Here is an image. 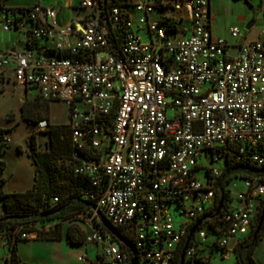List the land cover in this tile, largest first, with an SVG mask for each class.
<instances>
[{
    "label": "built area",
    "instance_id": "1",
    "mask_svg": "<svg viewBox=\"0 0 264 264\" xmlns=\"http://www.w3.org/2000/svg\"><path fill=\"white\" fill-rule=\"evenodd\" d=\"M42 1L0 3V31L19 36L2 50L0 81L67 107L73 173L89 185L82 245L96 257L78 260L180 264L199 221L183 264H212L216 250L235 256L264 204V40L238 27L232 42L214 37L210 0H80L61 24ZM233 164L237 177L223 176ZM235 179L246 189L232 205ZM31 226L0 228V264L17 237L36 235Z\"/></svg>",
    "mask_w": 264,
    "mask_h": 264
},
{
    "label": "rangeland",
    "instance_id": "2",
    "mask_svg": "<svg viewBox=\"0 0 264 264\" xmlns=\"http://www.w3.org/2000/svg\"><path fill=\"white\" fill-rule=\"evenodd\" d=\"M37 0H6V3L10 6H29ZM68 0H44L43 5L60 7L61 10L57 13L58 23H64L66 18L75 14V11L65 7ZM71 8L76 7L80 0H70ZM247 4L251 5L248 8ZM258 4L261 8H257ZM211 9V31L214 37H221L232 42L234 39L230 37V30L234 27H238L241 32V37L246 36L250 39H262L264 40V0H210ZM253 18V23L250 31L245 29L246 23ZM143 42H148V38L144 36L143 32L140 33ZM16 35L14 32H4L0 35V49L6 48V43L11 44L15 39ZM16 88H12V84H7L5 89L2 88L0 93V127L6 125L5 109L7 106L16 108L18 92L20 87L15 85ZM25 100L26 109L29 108L30 104L35 102H41L42 100L35 96L34 99L29 100L26 96L23 97ZM23 100V101H24ZM52 120L58 122L65 120L67 116V107L63 103L52 105L51 109ZM16 113L12 110L6 113L7 118L14 122L16 119ZM172 114V112H169ZM14 124V123H13ZM60 125H65L60 124ZM56 125V126H60ZM26 127L23 125L18 126L16 129L11 130L9 133H4V139L9 146L15 147V143L21 141L26 133ZM31 133L37 134L36 144L38 149L46 150L49 148V140L46 131H39L35 123L30 122ZM30 133V134H31ZM9 134V140H8ZM29 134V135H30ZM28 135V136H29ZM27 136V137H28ZM26 139V138H25ZM22 149H27L26 141L23 140L20 144ZM9 150V149H8ZM11 165L7 170V175L12 173V155L7 156ZM66 164V162H65ZM246 188L244 182L241 179H235L228 185V190L232 198V205L236 204V196L240 191H244ZM79 207L73 203L68 207L64 213L63 218L54 219L49 223L39 224L35 223L36 226L49 230L60 224L62 230V240L60 241H46L38 240L37 234L34 236L31 234L28 240L19 241L18 245V256L24 264H86L83 261L78 260L79 255H83L89 260H95V252L89 249L85 252V247L82 245L85 239L88 226L86 222L80 217ZM180 217H177L179 220ZM40 228V229H41ZM69 237L74 240H79L80 243L72 244L69 241ZM262 238V237H261ZM237 246L234 248V252H239ZM2 250H0V255ZM209 249L205 250V254L208 255ZM253 252V251H252ZM244 256L246 251L241 252ZM220 251L214 252L212 264H236L235 256L233 252L229 251V259L221 260ZM255 258L259 264H264V237L260 240L256 250Z\"/></svg>",
    "mask_w": 264,
    "mask_h": 264
},
{
    "label": "trees",
    "instance_id": "3",
    "mask_svg": "<svg viewBox=\"0 0 264 264\" xmlns=\"http://www.w3.org/2000/svg\"><path fill=\"white\" fill-rule=\"evenodd\" d=\"M0 3L5 4L2 0ZM49 104L50 102L42 100L30 104L26 109L25 102L20 107L21 118L33 123L41 120H46L49 128L46 130L49 140V148L40 150L36 144V134L31 133L26 137L27 149H22L20 145L16 146L17 151L26 152L34 168V183L31 189L24 192H4L2 189L4 178L1 177L3 170L6 167L5 161L1 158L3 153L9 146L5 142L4 133L8 129L0 128V205L4 211V215L0 217V228L11 229L21 222L31 223L33 226L27 228L28 231H35L38 240L60 241L62 240V230L60 224L49 230H45L35 223L45 224L54 219L63 218L68 207L73 203L79 207L78 212H85L89 209V205L81 199V193L88 189V182L80 176L73 173L71 162V144L69 131L66 125H50L49 123ZM8 120H10L8 118ZM66 162V164H65ZM239 165H227L223 171V176L226 172L234 173L237 177ZM51 196H57L58 201L53 205L38 212V207L42 204H47ZM54 212L51 215L43 216L46 213ZM14 216H25L23 219H13ZM41 228V229H40ZM264 222L261 225L259 232L253 239H249V247L247 250L240 243L237 246L239 252L236 254L237 264H255L251 258L254 250L261 237L264 236ZM28 240L17 237L11 244V258L7 260V264H24L21 262L17 253V244L19 241ZM72 244L80 243L79 240H74L69 237ZM235 246V247H237ZM242 251H246L243 256ZM174 264H177V260Z\"/></svg>",
    "mask_w": 264,
    "mask_h": 264
},
{
    "label": "crops",
    "instance_id": "4",
    "mask_svg": "<svg viewBox=\"0 0 264 264\" xmlns=\"http://www.w3.org/2000/svg\"><path fill=\"white\" fill-rule=\"evenodd\" d=\"M2 1L5 2V4H7L6 0H2ZM37 1H35L33 4H35ZM42 3H43V1H42ZM68 5H71L70 0L67 1L65 7L67 8ZM57 9H58V11L61 10L60 7H58ZM210 13H211V9H210ZM68 18L69 17H67L66 20ZM1 33H4V32L0 31V35H1ZM15 35H16V37L13 40V42L16 41V39L19 37L17 33H15ZM12 43L11 44L6 43V48L8 46H11ZM5 49H2V50H5ZM2 50L0 49V51H2ZM7 84H12V88H16L15 84H13L10 81L9 82L0 81V93L5 92V90L2 92L1 89L2 88L5 89V86ZM18 87H20V86H18ZM19 90H20V92H18V96H17V101H19V102L16 103L17 104L16 108H14L12 106H7L6 107V109L4 111L5 117H6V125L4 127H0V128L8 129L5 133H9L11 130L16 129L20 125L25 126L26 129H27L26 133L24 135V138L21 141L15 143V147L8 146V148L6 149V151L3 153L2 157H1L6 163V167H5V169L3 170L2 174H1V177L4 178V183H3L2 189L4 190V192H8V193L24 192L26 190L31 189L32 186H33V183H34V168H33V165L31 163L30 159L28 158V156L26 155V152L25 151L24 152L17 151L16 146L18 144H20L23 140H25V138L31 133V131H30V123L28 121H26V120L21 118L20 107L25 102L24 98H22V95H23V97L26 96L27 99L32 100V99H34L36 94L32 90L24 89L22 87H20ZM58 103H60V102H50V104H49V123H50V125H55L56 126V125H60V124H64V123L66 124V122H67V116H66L65 120H60L58 122H54L52 120V113H51L52 105L58 104ZM10 110H12V111H14L16 113L15 114L16 115L15 121H17V122L12 121L11 119L8 120L6 113L8 111H10ZM36 136H37V134H36ZM7 137H8V140H9V134H8ZM10 154L12 155V161H13L12 173L7 175V170L9 168V166L11 165V163L9 162V159H8L7 156H9ZM263 237L264 236H262V238ZM259 242L255 246V248H254V250H253V252L251 254V258L253 259L255 264H259L257 262L256 258H255V255H254L255 250H256ZM18 247H19V245L17 244V248ZM248 247H249L248 243L243 244V248L245 250H247Z\"/></svg>",
    "mask_w": 264,
    "mask_h": 264
},
{
    "label": "water",
    "instance_id": "5",
    "mask_svg": "<svg viewBox=\"0 0 264 264\" xmlns=\"http://www.w3.org/2000/svg\"><path fill=\"white\" fill-rule=\"evenodd\" d=\"M247 6H248V8H251V5L247 4ZM257 8H261V5L258 4ZM252 23H253V18H251L246 23L245 29L249 31L251 29ZM11 51H14V48H12ZM237 51L238 50L236 49V50H234L232 52H229V55L232 56V57H234L236 55ZM1 54H2V51H0V55ZM86 204L87 205H90L89 203H86ZM221 206H222V200H220V202H219L217 211H219V209L221 208ZM53 213L54 212H49V213L44 214L43 216L51 215ZM12 218L13 219H23V218H26V217L25 216H14ZM263 220H264V204H263V207L261 209V214H260L259 222H258L257 227H256L255 232H254V237L259 232V230L261 228V225L263 223ZM102 222H103L104 226H106L108 229H110L113 232V234H115L118 237L116 231L105 220H103ZM200 223H201V221L197 222V224L194 225L192 227V229L190 230V232H189V236L187 238V241L185 243V246H184V248L182 250V253H181V256H180V264H183V262H184V251H185V249H186V247H187V245H188V243H189L192 235L194 234V232L196 231V229L198 228V226L200 225ZM132 264H137V261H136L135 258L132 259Z\"/></svg>",
    "mask_w": 264,
    "mask_h": 264
}]
</instances>
